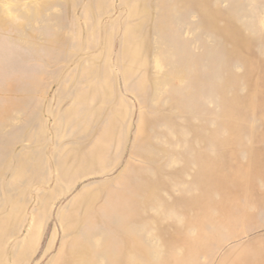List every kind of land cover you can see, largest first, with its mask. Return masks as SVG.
<instances>
[{
  "label": "rangeland",
  "instance_id": "obj_1",
  "mask_svg": "<svg viewBox=\"0 0 264 264\" xmlns=\"http://www.w3.org/2000/svg\"><path fill=\"white\" fill-rule=\"evenodd\" d=\"M159 1L0 0V264H264V0Z\"/></svg>",
  "mask_w": 264,
  "mask_h": 264
},
{
  "label": "crops",
  "instance_id": "obj_2",
  "mask_svg": "<svg viewBox=\"0 0 264 264\" xmlns=\"http://www.w3.org/2000/svg\"><path fill=\"white\" fill-rule=\"evenodd\" d=\"M161 1V2H160ZM160 6L161 8H159V15L158 18L156 19V21L158 20V24L157 26H160L165 28H168L169 30L172 31V33L170 32L169 36H165V38L163 36H161L160 34L156 35L155 39L156 41L160 44V43H165L169 44L171 46V50L172 52H177L176 49H174V46H178V45H184L186 43H190V40H185L181 39L179 36L176 37L174 36V33L176 31H174L175 29H178L183 26L182 23H190V15L191 14H197L198 16V20L199 22H201V20H205L204 16H203V12L202 10V6L199 4L201 3L200 0H160ZM217 0H205V3H207V5L209 6V10L208 11H214L217 15L219 13L218 7H217ZM159 5V4H158ZM167 18V21L165 20V22H163V19ZM197 21V23H199ZM217 25H218V20H217ZM159 27V28H160ZM206 28H208L205 25ZM165 28V29H166ZM211 32H215L217 34L216 31H214L211 27L208 28Z\"/></svg>",
  "mask_w": 264,
  "mask_h": 264
}]
</instances>
